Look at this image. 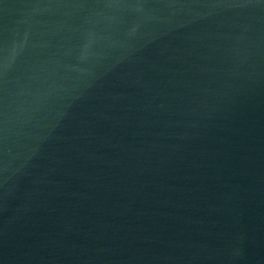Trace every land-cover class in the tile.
<instances>
[{"label": "water", "instance_id": "1", "mask_svg": "<svg viewBox=\"0 0 264 264\" xmlns=\"http://www.w3.org/2000/svg\"><path fill=\"white\" fill-rule=\"evenodd\" d=\"M0 264H264V0H0Z\"/></svg>", "mask_w": 264, "mask_h": 264}]
</instances>
